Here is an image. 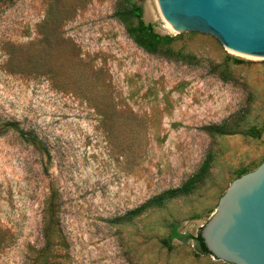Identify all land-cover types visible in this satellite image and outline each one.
Instances as JSON below:
<instances>
[{
    "label": "rangeland",
    "instance_id": "374dc122",
    "mask_svg": "<svg viewBox=\"0 0 264 264\" xmlns=\"http://www.w3.org/2000/svg\"><path fill=\"white\" fill-rule=\"evenodd\" d=\"M133 8L167 47L134 44ZM0 130V264H226L162 240L264 161V59L155 0H0Z\"/></svg>",
    "mask_w": 264,
    "mask_h": 264
},
{
    "label": "water",
    "instance_id": "95a60500",
    "mask_svg": "<svg viewBox=\"0 0 264 264\" xmlns=\"http://www.w3.org/2000/svg\"><path fill=\"white\" fill-rule=\"evenodd\" d=\"M177 34L213 37L233 53L264 59V0H155ZM207 253L226 264H264V161L234 179L199 230Z\"/></svg>",
    "mask_w": 264,
    "mask_h": 264
},
{
    "label": "trees",
    "instance_id": "16d2710c",
    "mask_svg": "<svg viewBox=\"0 0 264 264\" xmlns=\"http://www.w3.org/2000/svg\"><path fill=\"white\" fill-rule=\"evenodd\" d=\"M131 18H135V25H130L128 22ZM124 23H126V32L131 37L132 41L136 46L141 48L147 53H156L161 48L167 47L172 39L168 36H159L155 34L152 30L151 25H145L141 20V12L138 8H133L132 10L126 12L123 18ZM263 129H261L262 131ZM5 130H0L2 134ZM221 133L219 130H216ZM259 131L255 130L250 133V135L259 136ZM188 192L187 186H183L178 189L168 190L165 193L155 196L150 200L154 206H158L166 198L176 197L177 195H184ZM172 240H177L182 243L187 241H193L194 248L198 254H207V251L202 244L199 232L195 236L180 234L176 231V225H171L170 232L162 243L168 246Z\"/></svg>",
    "mask_w": 264,
    "mask_h": 264
}]
</instances>
